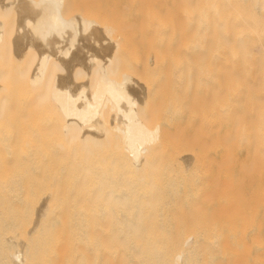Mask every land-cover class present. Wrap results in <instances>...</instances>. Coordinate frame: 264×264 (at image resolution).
<instances>
[{
	"label": "rangeland",
	"instance_id": "374dc122",
	"mask_svg": "<svg viewBox=\"0 0 264 264\" xmlns=\"http://www.w3.org/2000/svg\"><path fill=\"white\" fill-rule=\"evenodd\" d=\"M168 2L170 3V0H61L60 15L62 17L64 15L67 21H72L73 18H78L79 16L77 17V15L81 14L84 19H88L93 24L92 27L94 26L93 29L90 27L87 30H85L86 28L83 29V26H77L76 30H79L78 32H75L73 26L66 27L62 33V36L66 38L62 39L59 36V32L51 27L48 16V10L51 6H49L47 0H0V35L2 37L0 44V264H13V257L16 253L20 254L22 264H145L144 254L149 250L148 245L145 244V227L150 225L147 222L154 218H145L143 216V208L137 202L122 200L115 203L94 202L83 200L80 195L82 200L75 201L74 199L78 195L74 194L75 197L72 199L73 196L71 194L72 200L69 199L70 194L68 193L67 196L66 191L63 193L60 190L63 186L59 187V185L57 187L54 186L57 189H53V192L51 191L54 184H49L50 181L48 179H52L53 175L55 176V173L61 169V159L65 158L63 151L67 149L64 147L65 150L62 151V148L60 150L62 145H58V149L57 144L63 143V141L65 144V140L67 139V142L69 140L63 134L64 130L60 125L63 120L61 121L59 115L56 116V110L55 113L51 110L50 104L52 102L47 91L50 92L48 88L53 82H57L58 86L66 87L74 95L82 87L88 91L95 78L102 75L118 83H124L128 80L129 87L132 80H135L134 84H132L133 82L131 83L133 87L136 86L135 88H138V82L144 83L146 86L144 88H147L148 92L146 94L145 91V95L143 92V95L138 98L141 119L151 127L160 126V133H163L161 139L166 141H162L166 143V145L163 143L164 148L167 146L168 149L165 152L168 151L169 153L171 151L173 155L170 154V157L168 156L165 161L163 160L164 167H162V163L160 164L162 168L155 177L156 181L162 182L166 186L170 182L182 183L177 197L180 200H187L186 198L192 199L193 196L188 193L189 187L199 188L205 177L214 176L213 168H207V163L212 160L207 159L204 154L206 150L205 126L208 122L209 98L210 95H214L216 92V86H209L204 82L202 65H198L202 63L201 52L198 51L199 55L197 53V55H194L193 44L191 45L190 40L189 45L186 44L185 40L187 39L188 41L190 38L183 31L176 34L171 30H156L151 28V26L144 28V30H139L142 20L143 24L157 20L167 22L172 11ZM152 12L154 13L150 16ZM148 13L149 15H147ZM145 17L149 21L145 20ZM27 21H30L33 26L27 27ZM133 23L137 27H133ZM156 31L160 33L157 34ZM154 34L155 36L158 35L156 41L154 40L155 36L153 37ZM180 43H183L181 45H184V47L186 46L185 49L188 52L187 50L182 51L184 49L183 46V49L180 47L181 50H179L178 46H180ZM172 49L181 56L180 62L176 60V56L180 59L179 55L175 56L176 52L174 53ZM64 51H68L67 56L63 55ZM195 52L197 51L195 50ZM192 55L197 56V64L194 61L195 66L198 65L197 68L193 66V59H190L193 57ZM41 56L48 57L49 61L44 80L39 85L40 88L36 87L33 89L30 84L28 86V80ZM90 56L96 58L97 61L94 63L90 62L88 60ZM149 58L152 59L151 63H149ZM154 58H156V61L153 60ZM172 61L173 63H181V70L184 68L182 70L183 73L180 71L181 73L177 72L178 74H174V68L177 65L173 66ZM109 62L111 63V68L108 69ZM188 64L195 67L196 71L201 67L199 73L196 74L195 68L192 70L191 66L190 69ZM187 67L190 71H194V74L192 72L189 74L188 69L185 73L184 71ZM17 84L19 85L18 88H16ZM26 84L29 93L26 89ZM42 84L47 86L43 87ZM142 84H139V86ZM148 85L149 87H147ZM23 92L24 94L21 96ZM30 92L33 99L29 96ZM18 94L22 98L19 103ZM3 98L4 100H2ZM23 98H26V101ZM27 100L29 103H27ZM22 102L28 104V108ZM214 103L216 102L214 101ZM58 116L60 122L57 120ZM105 119V123H107V117ZM105 123H103V126ZM99 124H97L98 126H93L92 130H98L102 137L100 138L99 136L98 140V136H96L95 140L92 138V145L94 142L95 145L99 143L101 144V149L104 146H102L103 142L105 144L107 141L108 146V140L110 144L111 141L113 143L118 142L115 141L117 138L113 137L114 134L110 133L111 129L108 130L109 133L106 136V125L104 126L105 131L102 124ZM86 129L84 128V130ZM79 137L73 139L70 142L71 145L68 143L69 146L67 145V147H69V150L71 148L77 150L75 145H78L76 140ZM176 139L178 140L177 142ZM80 140H82L81 137ZM83 140L81 143H84ZM81 143H79L78 147H80ZM116 144L112 146H119L120 152L121 146L118 143ZM168 145H170L169 148ZM177 146L179 149H177ZM117 147L115 149L107 147V149L118 151ZM92 148H94V152V145ZM175 148L177 150H174ZM47 150H50L49 156L56 154L53 155L57 157L56 159L50 158H53L59 164L57 165L59 170L55 168L57 172L52 167L51 174L55 170L52 177L50 173L46 174V172L44 173L41 170L44 166L43 164H46L44 159H46L45 156H48ZM78 150H80V155V152H82L81 148H78ZM176 151H179L178 154ZM187 151L190 157L188 162L186 161L189 158L186 156V154L188 155ZM93 152L91 151V153ZM97 152L98 150H96ZM96 153L92 154L93 157L96 155L95 158L98 154ZM100 153L106 156V161H103L106 167L102 166L101 159H99L101 168L107 169V165L114 167V163L117 166L120 164L119 168L115 169L116 164L114 167V171L120 176L124 170L121 165L123 160H121L120 153L118 157L116 155L117 152H110L115 157L110 156L109 160L107 159L109 151H106V148ZM71 154L68 152L66 155L70 156L71 159ZM153 155L155 156V153ZM49 156L48 159H50ZM98 156L100 155L98 154ZM105 156H103V160ZM154 156L152 160L155 158ZM171 157L175 161L179 157V164L184 166L177 167L172 165ZM67 159L64 164H67L65 167L69 168L68 165H70L73 158L69 164ZM47 162L48 165L44 166L43 169L45 170L46 167L45 171L50 172L51 164H55V162L51 161L49 163V160ZM94 162L96 161H93L92 165ZM34 164L39 165V168L29 166ZM47 166L49 169H47ZM99 166L100 164L92 166V171L97 168L95 172L98 171L99 173ZM107 170L110 171L113 168L110 167ZM107 170L103 171V173L106 174ZM79 171H81L79 167H75L72 170L73 175L75 174V179L81 173ZM95 172L94 175H96ZM74 176L70 175L68 180L75 182ZM80 177L77 182L79 184L81 179L79 185L71 182L76 187L75 191L79 190L77 188L83 185L84 179ZM83 177L86 178L85 176ZM55 178H53L54 181L57 179ZM51 181L53 183V180ZM46 184H49V191L52 193L48 192L52 194L54 201L51 197L47 201L49 195L46 194V187L47 189L49 188ZM72 184L69 188L72 187ZM64 185L68 189V185L66 183ZM30 186H32L31 189ZM38 186L41 187L37 188ZM32 189H34V192L36 190L37 193H31ZM40 189H43L42 193ZM187 189L189 190L187 191ZM82 192L84 194V191ZM82 192L79 191L78 193L82 194ZM229 192V195L228 192L226 194L228 196L231 195L230 199L227 195L226 200H229L225 201L221 198L220 207L225 204L230 206V203L227 202L233 200L232 210L236 207L237 209L232 212L230 206L227 209H223L225 212L222 215L224 217L226 214L233 213L231 222H233L234 227L236 226L238 233L240 231L245 233L244 231L246 230L248 232L251 227L250 216L253 214L258 216L256 226L259 224L264 229V224L259 223V220L264 217V206L259 199L260 197L264 198V191L244 190L239 192L238 190L236 191L238 195L234 191L233 193L232 191ZM56 193L60 194V196L64 194L63 198L65 197L66 199H63L62 202V197H60L59 200L56 199L55 201ZM121 193L122 191L118 192L117 195L120 196L122 195ZM223 193L225 195V192ZM33 195L35 196L33 197ZM39 195H41V198ZM241 195L242 199L240 198ZM257 199L258 201L256 202ZM227 210L229 213H227ZM203 212L200 203L196 216L182 212L185 214L184 216H176L175 218L194 222L201 220L200 215ZM224 224V221L220 220L221 229ZM250 243V240H246V243L240 244L237 251L239 262L244 258H249L252 254L262 253V251L257 249V245L256 248L255 245L251 248ZM247 247L250 253L247 251Z\"/></svg>",
	"mask_w": 264,
	"mask_h": 264
},
{
	"label": "bare ground",
	"instance_id": "6f19581e",
	"mask_svg": "<svg viewBox=\"0 0 264 264\" xmlns=\"http://www.w3.org/2000/svg\"><path fill=\"white\" fill-rule=\"evenodd\" d=\"M47 1L49 2V6H51L48 10L51 27L59 32V36L62 39L66 38L65 36H62L63 30L66 27L73 26L75 32L79 31L76 30L77 26H83V29L86 28L85 30L92 27L93 24H91L88 19V21L84 19V16L81 14L77 15L76 13L77 17H79L73 18L72 21H67L64 18V15L62 17L60 15L61 0ZM168 4L171 6L172 11L167 22L157 20L151 23L145 21L146 23L143 24L142 20L139 25V30L141 31L142 29L144 30V28L151 26V28L156 30H171L176 34L183 31V33L190 38L188 41L187 39L185 40L186 44L189 45L188 43H190V40L191 45L193 44L194 49L197 51L195 52L192 47L194 55L201 52L202 63L198 65H202L204 82L209 86H216V92L214 95H210L209 98L208 122L205 126L206 150L204 154L207 159L212 160L210 163H207V168H213L214 176L210 175V177H205L199 188L189 187L190 190L187 189V191L189 190L188 193L193 196L192 199L189 197L186 198L187 200H180L177 197L180 187H182V183L170 182L166 186V184L162 182H157L155 177L160 173L161 168L164 167L163 160L165 161L170 154L172 155V152H165L167 146L164 148V142L162 141L165 140L161 139L163 133H160V126H149V124H146L141 119L139 114L140 105L138 98L143 95V92L145 95V91L147 94L148 89L144 88L146 87L144 83V86H142L143 84L139 82L138 88H135L136 86L133 87L132 84H134L135 80H132L133 83L130 82V87H132L130 88L128 80L124 83H118L115 80L102 75L95 78L88 91L82 87L75 95L66 87L58 86L57 82H53L52 85L49 86L48 90L50 89V92L47 91V94L48 96L50 95V101L54 108L53 109L52 104H50L51 110L54 113L56 110V116L59 115L61 121L63 120L60 125L64 130L63 134L69 139L68 142L67 139L65 140V144L64 141L63 143H58L57 148L59 149L58 145H62V147L60 146V150L62 148L63 151L65 150L64 147H66V150L68 151L67 153H65L66 150L63 151L64 154L66 155L68 152L72 153L71 159H73L70 163V156L64 155L65 158L61 159V169L59 170V166L57 167L59 164L53 160V158H57L53 156L56 154H52V151L54 153L55 151L52 150V156H49L48 153H50L51 149L47 150L49 158H53L48 159V156H45L46 159L44 160L46 164L43 165H48V160L49 163L53 161L55 164H51L50 172L45 171L46 167L44 170L43 165L41 170H43L44 173L46 172V174H51L52 167H54V169L56 168L59 172H57L56 169L57 173H55V170L53 172L57 179L51 174V177L53 175V178H55L56 181H54L53 178H47L50 183L49 181L47 182L46 179L45 181L51 185L54 184L53 188H51L52 192L53 189H57L56 187L58 185L59 187L63 186L60 190H62L63 193L66 191L67 196L69 193V199H71L72 196V199H74V194H76V196H82L83 200L85 199L94 202L115 203L120 200L137 202L143 208V216L145 218H154L151 221L147 220L149 221L147 224L150 225L145 227V244L149 247V250L146 251L148 253L145 252L144 254L145 264H264V229H262L259 224L256 226L258 216L256 214L250 216L251 227L248 229V232L246 230L244 231L245 233H243V231L238 233L236 226L234 227L233 222H231V216L233 213L230 214L227 210V213L229 214H226L224 217L222 215L225 212L223 209H227L230 206L232 212L237 209L236 207L232 210L233 200L227 202L230 203V206L225 204L226 206H222L224 208L220 207L221 198L225 201L230 199L231 195L228 196L230 194L229 191H232V193L233 191L235 193L238 190L239 192L244 190L264 191V0H170V3L168 2ZM153 13L154 12H152L150 16H152ZM84 15L86 16V14ZM147 15H149V13ZM145 20L149 21L146 17ZM85 22L87 23V26ZM130 23L132 24V22ZM26 26L32 27L33 24H31L30 21H27ZM135 26L137 27V25H134L133 27ZM158 33L160 32L158 31L157 34ZM154 36L155 34L153 37ZM157 36L154 38L155 41L157 40ZM1 42L2 37L0 35V44ZM181 44L183 43H180V46H178L179 50L183 49L182 46L184 47V45ZM184 49L182 51L187 50ZM173 52L175 53L176 51L173 50ZM63 55L67 56L68 51H64ZM176 55L179 54L176 52L175 56ZM194 55L190 58L193 59V66H195L194 61L197 64V56ZM179 57L180 59L176 56V60L180 62L181 56L179 55ZM149 59V63H151L152 59ZM155 59L156 58L153 60ZM88 60L92 63L97 61L96 58L91 56L88 57ZM48 61L49 59L46 56H41L38 59L34 70L29 76L28 86L30 84L33 89L39 87L40 83L44 80ZM179 62L173 63L172 61L174 64L173 66L177 65V67H179L177 69L175 66L176 69L174 68V74H178L177 72L181 73L180 71L184 69L182 68L181 70V63L178 64ZM198 65L195 67L197 68ZM108 66V69L111 68L110 62ZM191 66L192 65L189 67L190 69ZM193 66L192 70L195 68ZM189 68H185L184 72L186 73L188 69L189 74L190 72L194 74V71H190ZM200 69H197L198 72L196 71V74L199 73ZM139 84H142V87L139 86ZM28 86L26 88L27 90ZM44 86L46 87L47 85L44 84L43 87ZM18 87L19 85L17 84L16 88ZM147 87H149V85ZM22 94H24V92L21 93V96ZM19 96L20 94L17 95V97ZM29 96L31 97V92ZM21 99V97L18 98V103ZM2 100H4V98ZM23 100L26 101V98H23ZM213 100L216 103H214ZM22 103L24 104V102ZM27 103H29V101ZM27 105L28 104H26V107L28 108ZM59 116L57 117V120L60 122ZM106 117L107 123H105ZM102 120L104 121L102 122ZM99 123H101L102 126L103 123H105L104 126L106 125L107 127L106 136L109 133L108 130L111 129L110 133L114 134L113 137L117 138L115 141H118L116 143L121 146L123 155L121 154V151L119 152V146V148L116 146L118 151L109 150L111 147L115 149L116 147L112 145H115L116 143L111 141L110 144V141L108 140L109 146L111 145L110 148L107 141L105 143L107 144L106 146L103 144L104 142L102 143V146H105L102 147L103 150L106 148V151H109V156L107 154L108 160L110 159V156L115 157L114 154L111 155L113 152H117L116 155L118 157L120 153L121 160H123L121 165L124 170H122L125 172H122L120 176L114 171L116 163L113 164L114 167L107 165V169H110V167L113 168V170H110L112 171L111 173L109 170L101 168L99 159H101L102 166L104 165L103 161H106V156L100 153L103 151L102 148L100 149L101 144L98 143L95 145L94 142V152L96 153V150H98L97 153L100 156H98L97 153L98 159L97 157L95 158L96 155L94 157L92 156V154H94V148H92L93 145L91 144L92 138L95 140L96 136H98V140L99 136L100 138L102 137V134L98 132V130H92V127L98 126L97 124ZM84 128L87 129L84 130ZM79 136L82 140L84 139V143H81L82 140H80ZM103 136L105 137V135ZM77 137H79V139L76 140L78 145H75L77 150L71 148L70 151L67 145L68 143L71 145L70 142ZM177 141L178 140L176 139V142ZM79 143H81L82 146L80 144V147H78ZM164 144L166 145V143ZM96 146L98 147L97 149ZM169 146L170 145H168V148ZM107 147L109 149H107ZM78 148H81L82 151L80 152V155V150H78ZM177 149H179L178 146ZM177 149L175 148L174 150ZM170 150L172 149L170 148ZM75 151H77L78 154L77 152L75 153ZM91 151L93 153H91ZM176 152L178 154L179 151ZM153 153H155V156ZM150 155L151 160L153 156L156 159L154 158L155 160L153 159L151 161L149 159ZM103 156H105L104 160ZM186 156L189 157V152ZM66 159L68 164L70 163V165H68L70 169L65 167L67 166V164H64ZM177 159L175 161L174 158H172V165L183 167V164H179L180 158L178 157ZM189 160L190 157L187 158L186 161L188 162ZM93 161H96L94 164L96 163L97 166L100 164L99 173L98 171L95 172L97 168L92 171V166H96L94 164L92 165ZM161 163L162 167L160 165ZM29 166L32 168H39V165L34 167L32 165ZM119 166L116 164L115 169H117V167L119 168ZM75 167H79L81 170L79 171L81 173L78 174L79 176L77 179H75V174L73 175L72 173V170H74ZM103 167L106 166L104 165ZM47 169H49V167ZM102 169L103 171L107 170L108 172H105L106 174H104L103 171H101ZM94 172L96 175H94ZM97 173L99 176H97ZM68 174L74 176L75 182L68 180V177H70ZM79 177L83 178L85 182L83 181V185H81L80 188H77L79 190L76 189L77 191H75L76 187L74 184L79 185L81 182L80 179L79 184H77ZM51 180H53V183ZM29 183L31 184V182ZM63 183L68 185L69 191ZM70 183L74 188H69L71 185ZM49 184L46 185L48 186ZM82 186L83 188H81ZM40 187L38 186L37 188ZM31 188L32 186H30V189ZM48 188L49 189L46 187L47 193L45 192L49 195L47 201L50 197L52 198V194H49V192H51L49 191L50 187L48 186ZM71 189L72 193L70 192ZM33 190L34 189L30 192L33 193ZM41 191L43 192V189H40V192ZM79 191H84V194L83 192L82 194L78 193ZM121 191L122 195H117V193ZM62 192L60 191V193ZM223 192H225V195ZM227 192L228 195L226 194ZM34 193H37L36 190ZM235 194L238 195V192ZM63 195L60 196V194H57L55 201L62 197L63 202V199H66L65 197L63 198ZM226 195L229 197L227 200ZM34 196L35 195H33V197ZM40 196L41 195H39V197ZM78 196L75 197V201L81 199V197ZM42 197L44 196L42 195ZM240 198L242 199V195ZM261 198L262 197L259 198L260 202L264 206V198ZM257 201L258 199L256 202ZM200 203L201 208L204 211L200 215L201 220L189 222L185 220H177L175 218L176 216H184L185 214L182 212H186L191 216H196ZM220 210L223 212L221 211V213ZM220 220L224 221L226 224H224L222 229L220 227ZM259 223L264 224V217L259 220ZM246 240L251 241V248L254 245L256 248L257 245V249L262 251V253L255 255L252 254L249 258H244L239 262L237 251L240 244L244 242L246 243ZM247 251L250 253L248 247ZM13 264H22V259L19 253L14 254Z\"/></svg>",
	"mask_w": 264,
	"mask_h": 264
}]
</instances>
